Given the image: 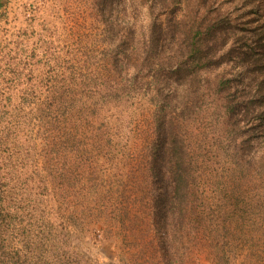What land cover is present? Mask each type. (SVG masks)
<instances>
[{
  "label": "rangeland",
  "instance_id": "374dc122",
  "mask_svg": "<svg viewBox=\"0 0 264 264\" xmlns=\"http://www.w3.org/2000/svg\"><path fill=\"white\" fill-rule=\"evenodd\" d=\"M113 1L108 15L142 0ZM133 6L148 24V10ZM179 7L159 15L169 41L146 80L169 87L176 66H167L180 50L172 37L189 29L187 68L197 70L203 96L194 95L199 108L179 124L198 168L201 206L180 264H224L227 243L243 235L238 228L264 223V0ZM100 13L96 0H0V173L9 179L0 205L16 214L11 224L21 231L31 225L23 241L8 239L42 264L57 256L64 264H166L154 229L149 150L166 90L157 95L143 80L145 87L130 84L134 90L109 104L92 99L95 85L109 79L111 59ZM214 42L213 64L199 66ZM193 71L183 70L188 81ZM183 89L168 113L186 101ZM0 228L4 237L7 226ZM255 231L245 232L248 245L259 240ZM248 245L227 252L231 264H264V248L256 256Z\"/></svg>",
  "mask_w": 264,
  "mask_h": 264
},
{
  "label": "trees",
  "instance_id": "16d2710c",
  "mask_svg": "<svg viewBox=\"0 0 264 264\" xmlns=\"http://www.w3.org/2000/svg\"><path fill=\"white\" fill-rule=\"evenodd\" d=\"M183 1L185 0H155L149 4L147 3L149 0H142L137 2L135 6H133V2L124 3L122 4L123 11L120 14L108 15L105 11H111L114 8L113 5L119 4V1L96 0L102 17H100V22L104 25L106 37L108 36V46L111 50L109 57L111 59L109 69L105 67L109 72V79L103 84V87L95 85L96 89L94 90L95 92H92V99L102 98L100 96H103V101L109 104L112 99L120 97L118 96L120 91L129 93L134 90V88L130 87V84L137 89L145 87L146 84V90L155 91L157 95L164 94L166 90L164 98L159 96V98L166 101L164 103L159 101L157 105L156 138L149 149L150 172L154 186L152 194L154 229L161 257L166 264H180L183 257L182 250L191 241V234L198 229L196 224L199 222L198 210L201 206V192L198 182L196 183L197 178H195L198 168L183 133L182 125L179 124L180 119L185 120L186 117H190L192 116L191 114L196 112L202 100L197 96L194 97L195 94L202 95L201 87H199L201 78L198 77L197 70L193 71V67L189 66L195 73L190 81L186 79L183 72L184 69L192 72L187 68V64L190 63H187V61H190V59L184 51V48L186 52L189 50V47L184 46L189 43L190 30L181 28L180 33L172 37L179 42L180 50L178 54L171 57L172 65L167 66V68L176 66L175 70L172 69L174 79L172 77L171 81H173L168 85L169 87L158 85L153 80H146L145 70L148 68L149 72L155 73L157 71L161 54L169 41L168 33L170 30L167 29L169 24L164 26L163 22L160 21L159 15L162 12L172 13L177 6V10L180 12L182 9L179 6L183 5ZM137 4L148 10V24L142 23L143 19L141 17L135 16L133 15L134 13L130 12L132 6L138 7ZM170 7L174 8L169 9ZM143 27L147 29V34L143 33ZM215 46H217L216 42L205 51L207 53L202 52L200 60L202 59L204 63L198 61L200 62L199 66L204 64V67H206L213 64L214 52L217 53V51H212V55H209V50H212ZM130 67L135 72L129 74ZM202 70L200 68L198 72ZM77 71L79 72V69ZM143 80H145V84ZM223 83V80L218 82V87L222 88L221 84ZM179 89H183V97L186 101L179 105V111L173 110L170 114L168 113L167 105H172L173 101L178 102L177 92ZM216 90L220 89L216 88ZM228 93L230 94V92ZM174 106L176 107V104ZM256 116L254 117L257 119ZM4 178H2L0 173V201L2 200L3 189L9 180L6 177V181L3 182L2 179ZM241 197L246 199L244 195ZM3 208L4 206L0 205V227L7 226V229L4 237H2V229L0 228V241L3 240V245L0 244V264H42L38 257H35L34 261L29 259L26 254L31 253L29 250L14 245V242L10 243L8 234H11L15 240L23 241L22 238L28 234V227L31 225L27 227V230L23 227L21 231V226L17 225V221L11 224V220L17 218L16 214ZM239 211L241 210L230 209L232 216ZM254 220L250 219L249 223H244L243 227L238 228V231L243 234L239 239L238 236L240 235H236L235 238L232 237V240L227 243V247L224 250L225 255L223 253V256L220 257L224 264H231L230 256L226 255L227 252L230 255H234L242 248V245L245 244L247 246L250 243L252 238L247 240L244 236L245 232L250 233L251 230H256L259 240H253L248 245V252L256 256L262 252L264 248V223L257 221L259 227L252 229L255 226ZM234 222L236 225L239 224L237 218H234ZM53 258L54 260L50 262L51 264H64L61 257Z\"/></svg>",
  "mask_w": 264,
  "mask_h": 264
}]
</instances>
